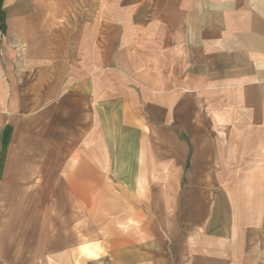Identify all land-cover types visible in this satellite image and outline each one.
Instances as JSON below:
<instances>
[{"label": "crops", "instance_id": "1", "mask_svg": "<svg viewBox=\"0 0 264 264\" xmlns=\"http://www.w3.org/2000/svg\"><path fill=\"white\" fill-rule=\"evenodd\" d=\"M91 10L90 0H0L7 233L27 232L17 204L26 185L52 187L35 233L37 250L54 253L83 235L92 186L137 198L183 183L199 185V228L205 219L218 233L227 201L215 188L245 168L236 164L252 145L264 170V0H101L95 20ZM155 246L104 264H157Z\"/></svg>", "mask_w": 264, "mask_h": 264}, {"label": "rangeland", "instance_id": "2", "mask_svg": "<svg viewBox=\"0 0 264 264\" xmlns=\"http://www.w3.org/2000/svg\"><path fill=\"white\" fill-rule=\"evenodd\" d=\"M90 1L95 20L101 0ZM106 1L110 4L114 0ZM247 150L251 152L242 155L244 159L236 164L245 168L230 170L229 184L215 188V194L227 202L221 204L216 219L219 232L214 235L207 234L205 219L199 228V185H156L150 193L148 189L141 191L137 198L117 186L105 189L97 185L92 186V208L96 211L81 231L91 243L84 247L77 234L75 243H70V239L54 253L37 250L41 237L35 233L37 222L39 225L41 221L37 215L42 209H51L47 193L52 187L26 185L18 189L21 202L17 204L25 215L21 223L28 227L27 232L19 233L13 225L7 233L8 220L4 203L0 202V264H104L112 252L131 256L147 251V244L152 241L157 264H264V170L259 168L258 147L252 145ZM48 172L39 171L44 176ZM67 206V202L59 203L61 211ZM76 206L80 208L77 202ZM232 228L235 232L230 233ZM116 245L128 247L111 250ZM142 258L124 264H146Z\"/></svg>", "mask_w": 264, "mask_h": 264}, {"label": "trees", "instance_id": "3", "mask_svg": "<svg viewBox=\"0 0 264 264\" xmlns=\"http://www.w3.org/2000/svg\"><path fill=\"white\" fill-rule=\"evenodd\" d=\"M0 17H1V22H2V28L4 30V18H3V15H2V11H0Z\"/></svg>", "mask_w": 264, "mask_h": 264}, {"label": "bare ground", "instance_id": "4", "mask_svg": "<svg viewBox=\"0 0 264 264\" xmlns=\"http://www.w3.org/2000/svg\"><path fill=\"white\" fill-rule=\"evenodd\" d=\"M79 222H81V223H82V221H79Z\"/></svg>", "mask_w": 264, "mask_h": 264}]
</instances>
